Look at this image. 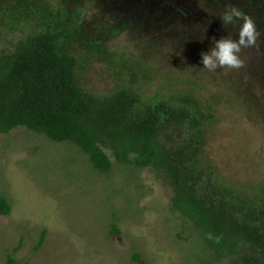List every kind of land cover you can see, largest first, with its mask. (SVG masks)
Returning a JSON list of instances; mask_svg holds the SVG:
<instances>
[{
  "label": "rangeland",
  "instance_id": "1",
  "mask_svg": "<svg viewBox=\"0 0 264 264\" xmlns=\"http://www.w3.org/2000/svg\"><path fill=\"white\" fill-rule=\"evenodd\" d=\"M66 12L76 80L97 97L118 89L144 101L194 98L204 115L202 165L233 191L264 189V35L244 67L203 68L201 53L238 38L240 9L264 34V0H38ZM112 159V158H111ZM95 172L68 144L24 128L0 135V264H214L172 191L148 169L113 161ZM224 264V263H221Z\"/></svg>",
  "mask_w": 264,
  "mask_h": 264
},
{
  "label": "trees",
  "instance_id": "2",
  "mask_svg": "<svg viewBox=\"0 0 264 264\" xmlns=\"http://www.w3.org/2000/svg\"><path fill=\"white\" fill-rule=\"evenodd\" d=\"M65 19V10L48 2L0 0V135L24 128L68 144L101 175L111 171L112 159L148 169L171 189L172 209L189 221L211 262L264 264V189L255 197L239 194L200 163L199 103L144 101L129 88L103 97L84 90ZM10 209L0 197V214ZM6 264L15 262L9 257Z\"/></svg>",
  "mask_w": 264,
  "mask_h": 264
},
{
  "label": "clouds",
  "instance_id": "3",
  "mask_svg": "<svg viewBox=\"0 0 264 264\" xmlns=\"http://www.w3.org/2000/svg\"><path fill=\"white\" fill-rule=\"evenodd\" d=\"M221 20L224 26L242 21L239 24L238 38L227 36L216 40L213 37L214 47L208 52L201 53V63L203 68L209 71H215L218 68L238 70L245 65V60L241 56L242 50H259L258 41L264 34L258 30L256 22L250 15L244 14L236 7L228 8ZM208 238L213 239V234L209 233ZM219 239L215 237L217 243Z\"/></svg>",
  "mask_w": 264,
  "mask_h": 264
}]
</instances>
